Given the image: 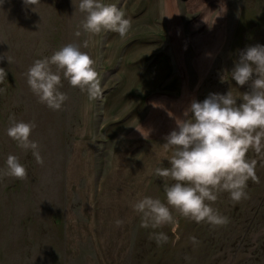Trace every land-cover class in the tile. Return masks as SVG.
<instances>
[{"label": "rangeland", "instance_id": "374dc122", "mask_svg": "<svg viewBox=\"0 0 264 264\" xmlns=\"http://www.w3.org/2000/svg\"><path fill=\"white\" fill-rule=\"evenodd\" d=\"M123 2L111 4L121 9ZM79 3L0 0V68L7 73L0 83V170L15 155L27 171L24 180L0 176V264H264L262 154L247 153L257 160L259 177V183L247 182V199L234 202L221 192L210 202L229 218L226 226L196 223L173 210L175 232L171 225L146 229L131 207L138 193L166 203L164 187L173 181L152 169L170 166L160 146L175 129L169 113L181 117L192 100L210 93L231 91L239 104L249 90L237 86L230 72L247 46H264V0H173L177 31L171 39L163 32L158 48L149 25L135 22L125 37L105 30L85 48ZM140 36L148 51L129 61L127 72L144 67L124 81L121 55ZM69 43L95 61L102 95L90 99L62 76L59 90L68 99L53 111L30 90L25 73ZM109 50L120 53L108 64ZM156 57L172 63L159 80L148 71L157 67L148 64ZM172 81L175 88L168 86ZM13 115L35 123L30 139L39 145L42 165L7 136ZM116 219L125 223L117 227ZM153 232H164L168 242L158 245Z\"/></svg>", "mask_w": 264, "mask_h": 264}, {"label": "clouds", "instance_id": "9594fccd", "mask_svg": "<svg viewBox=\"0 0 264 264\" xmlns=\"http://www.w3.org/2000/svg\"><path fill=\"white\" fill-rule=\"evenodd\" d=\"M24 3L35 6L40 0H24ZM79 10L85 14L81 22L82 30L88 34L85 48L94 43L93 38L102 31H112L123 38L132 25L121 9L104 0H80ZM75 35L80 36L81 32L77 31ZM6 59L11 62L10 58ZM94 64L87 52L69 43L50 57L35 60L25 76L39 102L59 111L68 99L66 93L59 90L62 76L72 87L86 92L90 99L102 95ZM53 65L57 69L55 72ZM6 75L5 69L0 68V83ZM230 76L237 86L248 85L249 90L241 94L239 104L231 91L210 93L203 101L192 100L181 117L169 113L175 121V129L164 137L165 142L160 146L167 154L170 166L155 167L152 173L170 178L173 183L164 187L166 203L159 198L137 194L131 207L140 215L141 227L157 229L171 225L175 232L179 220L173 210L196 223L226 226L229 218L214 209L210 202H215L221 192H227L232 201L240 202L248 198L247 182L259 183L257 160L249 159L247 153L252 150L264 155V46L256 44L242 50ZM35 127L34 122L17 121L13 115L9 116L6 134L20 149L30 150L36 163L42 165L39 145L30 139ZM0 176L24 180L27 171L17 156L8 155ZM114 223L121 227L125 221L116 219ZM151 236L158 245L169 239L164 232H153ZM190 240L193 244L198 243L195 237Z\"/></svg>", "mask_w": 264, "mask_h": 264}, {"label": "crops", "instance_id": "0c3cea01", "mask_svg": "<svg viewBox=\"0 0 264 264\" xmlns=\"http://www.w3.org/2000/svg\"><path fill=\"white\" fill-rule=\"evenodd\" d=\"M104 2L111 4L112 0H104ZM173 5V0H125L121 5V10L125 13V17L132 21V24L135 22L136 24L149 25L150 29L148 32H150L153 38L155 47L158 48V41L160 40L159 38L162 37L163 32L167 33V36L171 39L172 34L177 31L176 21L179 17V10L178 7L175 9ZM180 31H183L182 26ZM144 38L145 37L141 38L140 36L138 38L140 42H133L134 44H130L125 48L121 55L118 73L120 78L124 81L132 80L131 77H135V73L138 72V70H142L144 67L143 64H141V66L139 64V66H134V70H131L133 71L132 73L129 74V72H127L128 69H130L128 62L138 58L140 54L148 51L140 46L141 40ZM119 53L120 51L117 50H109L106 62L108 64L112 63V61L118 57ZM148 64L157 66L155 69L152 67H149L148 69L149 72L156 71L157 76H154V79L157 80L163 79L172 69V63L169 62V59L167 58L166 60H158L156 57V60H153ZM169 84L168 86L171 88L176 87L174 81Z\"/></svg>", "mask_w": 264, "mask_h": 264}]
</instances>
